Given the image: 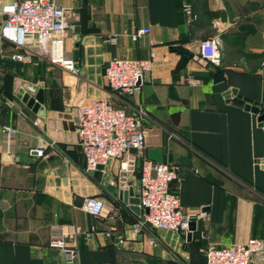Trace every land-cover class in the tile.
<instances>
[{"label":"crops","instance_id":"1","mask_svg":"<svg viewBox=\"0 0 264 264\" xmlns=\"http://www.w3.org/2000/svg\"><path fill=\"white\" fill-rule=\"evenodd\" d=\"M57 2L70 10L74 28L27 46L36 54L33 63L13 59L16 48L3 43L0 123L18 134L9 156L0 131V264H66L49 246L54 225L97 227L90 240L80 237L74 264H208L201 250L208 242L264 239V0ZM184 3L196 19L183 13ZM4 19L0 2V27ZM143 27L151 32L133 40L131 33ZM210 35L221 39L220 64L199 54ZM151 52L154 66L141 91L114 93L108 62ZM64 57L75 59L76 71L60 64ZM220 74L241 97L220 90ZM40 90L43 102L35 110L29 100ZM104 98L128 112H147L145 147L88 172L77 106ZM248 100L261 104L260 113L246 108ZM39 148L44 155H36ZM144 159L181 165L173 190L195 217L191 238L148 224L133 230L145 215L139 205ZM126 161L129 170L122 168ZM88 196L104 201L102 215L83 210Z\"/></svg>","mask_w":264,"mask_h":264},{"label":"built area","instance_id":"2","mask_svg":"<svg viewBox=\"0 0 264 264\" xmlns=\"http://www.w3.org/2000/svg\"><path fill=\"white\" fill-rule=\"evenodd\" d=\"M1 12L5 15L0 27V75L3 43L12 44L16 51L11 57L24 63H33L35 52L27 46L44 45L55 34L64 35L74 28L70 10L57 0H0ZM182 11L196 19L192 5L184 3ZM150 27H143L131 33L133 40L148 35ZM115 40V38H113ZM200 56L213 63L222 62V45L215 35L200 41ZM156 58L151 52L148 58L115 57L108 62L105 77L112 91L118 95L141 91L147 73ZM60 64L70 71L77 70L72 57H64ZM148 116L143 109L128 112L116 106L112 98L94 100L77 106L76 132L82 147L85 169L97 171L112 159H121L130 151L141 152L145 147L144 121ZM3 152L12 156L16 152L18 129L10 124L0 123ZM38 156L45 154L44 148L35 149ZM264 160V157L263 159ZM130 164L122 163L124 170ZM181 165L144 159L141 168L139 205L145 211L142 219L133 224V230L141 233L149 222L151 226L172 232H190L192 214L185 213L180 199L173 190L181 174ZM100 197L85 198L83 210L100 216L104 211ZM97 231L96 226L83 229L76 224L54 225L49 246L62 252L66 264H74L80 251V237L90 240ZM111 235V232H107ZM208 264H264V239L251 237L242 244L217 245L208 242L202 248Z\"/></svg>","mask_w":264,"mask_h":264},{"label":"water","instance_id":"3","mask_svg":"<svg viewBox=\"0 0 264 264\" xmlns=\"http://www.w3.org/2000/svg\"><path fill=\"white\" fill-rule=\"evenodd\" d=\"M217 80L219 82V88L222 92H224V94L227 97H231L232 95H238L237 94V90L236 89H231L227 83L224 81V77L223 75H218L217 76ZM239 97H241V95H238ZM43 102V91L40 90L39 93L37 94L36 97H32L29 100V106L30 107H34L35 110H37L40 106V103ZM246 108L255 112V113H260L261 110V104L258 102H253L251 100H248L247 104H246ZM260 121L262 122V125L264 126V114L260 115ZM101 168V167H100ZM149 226L151 225L149 222L147 223ZM196 230V226H195V217L192 218L191 223H190V232L188 233V238L192 237L193 232Z\"/></svg>","mask_w":264,"mask_h":264},{"label":"trees","instance_id":"4","mask_svg":"<svg viewBox=\"0 0 264 264\" xmlns=\"http://www.w3.org/2000/svg\"><path fill=\"white\" fill-rule=\"evenodd\" d=\"M192 24L194 25L195 24V21L192 22ZM192 35H193V31H192ZM211 37L214 36V35H210Z\"/></svg>","mask_w":264,"mask_h":264}]
</instances>
